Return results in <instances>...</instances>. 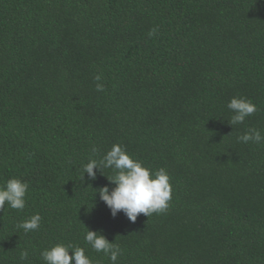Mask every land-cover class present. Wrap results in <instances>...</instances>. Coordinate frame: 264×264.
Wrapping results in <instances>:
<instances>
[{
    "label": "trees",
    "instance_id": "obj_1",
    "mask_svg": "<svg viewBox=\"0 0 264 264\" xmlns=\"http://www.w3.org/2000/svg\"><path fill=\"white\" fill-rule=\"evenodd\" d=\"M234 96L257 111L231 126ZM247 128L264 135V0H0V186H29L23 210L0 209V264H46L57 243L112 264L86 228L116 264H264V143L239 142ZM114 144L167 170V210L112 216L113 170L83 169Z\"/></svg>",
    "mask_w": 264,
    "mask_h": 264
},
{
    "label": "clouds",
    "instance_id": "obj_2",
    "mask_svg": "<svg viewBox=\"0 0 264 264\" xmlns=\"http://www.w3.org/2000/svg\"><path fill=\"white\" fill-rule=\"evenodd\" d=\"M155 31L156 29L150 30L148 35H154ZM95 79L99 81L101 77L97 75ZM96 88L97 91H103V85L100 83H97ZM227 107L233 113L228 122L231 126L243 124L247 117L257 111L256 105L244 96L232 97ZM237 139L245 144L250 141L256 144L264 143V135L256 128H247ZM92 151L96 152L97 149L93 147ZM101 168L112 169L114 173L107 179L115 187L111 191L107 186L98 189L100 199L110 209L113 217L123 211L130 221L135 222L141 213L149 217L153 213L164 212L169 207L172 186L170 175L165 168L151 170L141 161L130 156L119 144H114L99 161L90 159L84 165L83 172L95 179L94 169L101 171ZM28 187V184L20 179H8L3 186H0V209H4L7 204L12 209L23 210ZM41 219L42 217L37 213L20 222L17 227L23 229L25 233L34 231L39 228ZM86 229L85 243L91 245L96 252H103L112 264H116L122 255L120 246L116 242H109L103 234ZM20 258L26 260L28 253L22 252ZM41 258L46 264H73V261L74 264H92L84 248L61 243L43 250Z\"/></svg>",
    "mask_w": 264,
    "mask_h": 264
}]
</instances>
